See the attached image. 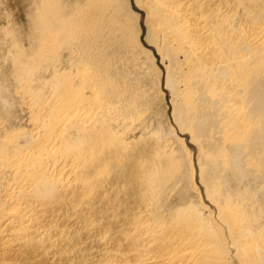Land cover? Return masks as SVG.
<instances>
[{"label": "bare ground", "instance_id": "1", "mask_svg": "<svg viewBox=\"0 0 264 264\" xmlns=\"http://www.w3.org/2000/svg\"><path fill=\"white\" fill-rule=\"evenodd\" d=\"M136 3L214 209L131 1L32 0L30 47L0 27V264H264V0Z\"/></svg>", "mask_w": 264, "mask_h": 264}, {"label": "rangeland", "instance_id": "2", "mask_svg": "<svg viewBox=\"0 0 264 264\" xmlns=\"http://www.w3.org/2000/svg\"><path fill=\"white\" fill-rule=\"evenodd\" d=\"M133 4V10L136 11V13L139 16L140 19V26H141V41L142 43L148 48H152L153 56L155 58V66L157 67L158 71L161 72V79L158 90L160 91L161 98L160 100H157L156 104H159L160 108L164 111V122L165 125L168 128H171L174 130V134L180 142H175L176 146L179 144H183L185 146V149L189 152V158L192 160V168H194L195 176H194V182L196 184V187L200 191V195L202 198L201 200L203 203L207 206V208L214 209V205L211 203L209 198L207 197L205 193V189L203 186V183L201 181L200 177V164H199V146L197 143H195L189 132L183 131L178 123L175 121L174 118V101H173V93L168 88L166 84V65L165 62L162 60L161 54L158 52V50L149 44L147 40V32H148V25L145 20V13L140 9V7L137 5L136 0H130ZM32 8V0H3V17L0 20V27L4 30V33L1 32L2 38L8 43L11 44V35L8 33V31L11 29H14L16 34H19L21 37V42L24 46L30 47L31 44V34L32 29L30 25L29 20V13ZM6 30H8L6 32ZM157 71V72H158ZM21 124L24 126L29 125V115L27 110L21 112V118H20ZM175 144H173L175 146ZM197 175V176H196ZM207 197V198H206ZM209 205V206H208Z\"/></svg>", "mask_w": 264, "mask_h": 264}]
</instances>
